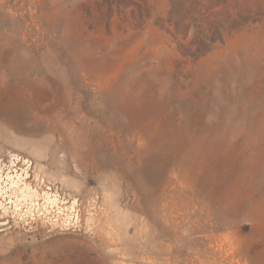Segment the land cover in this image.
I'll list each match as a JSON object with an SVG mask.
<instances>
[{
	"label": "rangeland",
	"instance_id": "1",
	"mask_svg": "<svg viewBox=\"0 0 264 264\" xmlns=\"http://www.w3.org/2000/svg\"><path fill=\"white\" fill-rule=\"evenodd\" d=\"M38 76L71 106L64 144L0 125V183L70 217L0 231V248L24 244L18 264H59V237L87 242L98 264H264V0H0V88L37 97ZM84 113L79 155L70 130ZM154 154L167 160L145 173ZM187 208L188 258L139 252L135 235L161 241Z\"/></svg>",
	"mask_w": 264,
	"mask_h": 264
},
{
	"label": "bare ground",
	"instance_id": "2",
	"mask_svg": "<svg viewBox=\"0 0 264 264\" xmlns=\"http://www.w3.org/2000/svg\"><path fill=\"white\" fill-rule=\"evenodd\" d=\"M37 79L39 84L36 85L37 86L36 88L40 93V95L39 96L37 95V97L36 96L29 97L27 95H24V98H22L20 94L21 92H18L16 90V88L14 87L15 85H13V88L12 89L10 88L9 91H6L2 87L0 88V125L1 126L6 125L14 132L26 134L28 136L40 135L42 133L58 134L59 136H61L60 139L62 142L61 146H63L64 144L63 136L67 125L64 120L65 116L61 115V111L65 110L66 111L65 113H67L71 106H69L68 100H63V102L60 103L59 95L56 94L57 88H55V90H53L51 87H49V89L43 88V86L46 85L42 81L44 80L43 76L41 77L38 76ZM41 100H43L44 102H41ZM71 126L72 127L70 133L74 135L75 152H77V154L79 155L83 153H87V151L90 149L92 145L91 144V138L93 135L92 120L85 113L80 116L75 115L73 117ZM79 130H81L80 132L81 134L79 133L77 134ZM80 137L84 138V140L80 139ZM93 152H94L93 157L95 161H98L101 165L105 164V161L108 160L105 153L98 152L95 155L96 148ZM166 157L167 156H164L163 158L159 154H154L152 160H150L149 165L145 168L144 172L145 173H149L150 171L155 172L156 165H158L161 161L167 160ZM16 160L14 159L10 161V163L13 164L14 162H16ZM1 172L2 171L0 164V177L2 174ZM6 176H7L6 178H8L10 175H6ZM17 176L20 177V174H17ZM11 187L12 186L10 184L8 186V189H11ZM21 190L22 191L20 193V196L13 198V195H15L12 194L13 191H11V194H9L7 188H5V186L3 188V185H1L0 183V231H3L6 237H10L7 236V234H13L11 231L13 227L25 228V226L29 225L32 220L42 222L45 221L44 219L46 218V219H50L52 223L53 221H57L56 218L60 215H61L60 217L63 216L62 220L67 221V219H69L70 216H68L69 211L67 207H64L63 205H59L53 200L50 201L51 206L52 207L55 206L56 214H58V216L55 215L56 218H54L55 219L54 220L52 219V217L48 216V214L50 215L52 208H47L46 205L40 203L38 198H32L30 196L27 197V195L25 194V188L21 187ZM75 202H76L75 199H73L72 203ZM169 216L172 218L171 231H169L168 233L159 232L158 235L156 234V236H159L161 241L155 242L152 245H148L146 243L147 242L146 238L142 236V232L140 237L139 235L134 236L136 239L138 238V242H135V244L139 243L138 244V246L140 247L139 252H142L143 254L153 253L155 258L160 257V255L162 254H170V255L175 254V256L183 255L184 258H188V255H190L189 252L192 253V251H189L190 248L186 243L187 238L184 241L183 233H181L180 235L178 234L180 231L179 228L181 227L180 223H182V221L184 222L185 220L188 221L186 222L187 224L186 229L188 231L191 230L194 232L195 230H197V229L193 230L192 227L191 217L193 216V211H190V208H187L182 212L171 210ZM111 218H115V222L120 221V224L126 220L124 216L118 218L113 214ZM177 218H180V220L176 222ZM131 219H134V221L137 224H139V222H142V220L138 219V217H135L134 215L131 217ZM170 234H172L175 237L174 238L175 240H178L177 239L178 236L182 237L180 239L181 241L180 245L174 246L173 244H170V242H164L165 240H167V238L171 237ZM119 239L120 242L122 241V245H123L129 238H126L124 235H120ZM130 239H133V237H130ZM50 243L57 245V250L59 252H55V253L51 252V255H53L54 257L61 256L62 260L60 261L59 264H98L95 259H91L89 257V250L88 248H86L87 244H85L87 242L83 240H79L78 238L59 237L57 239L51 240ZM32 245H34L33 247L37 246V244H32ZM23 246H24L23 243H21L19 248H17L18 246L16 247L13 246L15 250H12L11 246L5 249L0 248V264H18L15 258V254L16 255L22 254L23 249L21 250V248ZM76 247H78V249H76ZM36 248L38 249V247ZM123 252H126V250L123 249ZM73 254L79 257L82 255H86V257H88L89 260H84V261L78 260L75 262L72 260ZM132 257L133 256L131 255L129 259H131ZM155 258L153 260L154 262H156ZM49 264H53V263L49 262Z\"/></svg>",
	"mask_w": 264,
	"mask_h": 264
},
{
	"label": "crops",
	"instance_id": "3",
	"mask_svg": "<svg viewBox=\"0 0 264 264\" xmlns=\"http://www.w3.org/2000/svg\"><path fill=\"white\" fill-rule=\"evenodd\" d=\"M51 244H52V243H51ZM52 245H54L53 247H55V249L52 250V251H50V253H51V252H53V253H55V252H59V251L57 250V245H55V244H52ZM31 246H34V245H31ZM42 246H44V245L37 244L36 247H38V249H34V250H36V251L32 250V252H31V258H36V257H38V256H41V257L44 256L43 253H45V251H43V250L41 251V249H39V247H42ZM53 253H52V254H53ZM32 256H33V257H32Z\"/></svg>",
	"mask_w": 264,
	"mask_h": 264
}]
</instances>
